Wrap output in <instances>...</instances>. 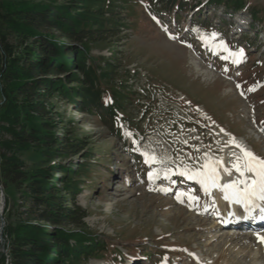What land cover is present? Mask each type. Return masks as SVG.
<instances>
[{
    "label": "rangeland",
    "instance_id": "rangeland-1",
    "mask_svg": "<svg viewBox=\"0 0 264 264\" xmlns=\"http://www.w3.org/2000/svg\"><path fill=\"white\" fill-rule=\"evenodd\" d=\"M129 1L136 6L124 13L134 28L92 45L89 53L92 61H114L119 80L136 95L127 108L129 127L119 116L117 138L68 103L55 107L73 136L87 135L86 145L102 166L92 168L88 181L78 182L86 185L75 196L87 211L88 230L109 245L106 254L86 264H112L118 257L123 264H264V244L257 240L264 230L236 225L225 217L231 203L222 192L206 194L177 172L184 165L200 168L207 157L231 169L233 153L243 156L233 138L250 151L245 140L264 160V0H241L240 12L198 0V9L179 19L143 11L149 0ZM251 13L259 23L252 22ZM241 49L243 58L235 57L240 63H232L229 52ZM141 153L157 162L145 164ZM23 160L30 163L31 156L24 153ZM71 164L82 165L80 156L64 163ZM168 168L176 174L165 179ZM149 172L157 175L149 180ZM232 172L231 177L224 173L225 183L238 178ZM8 194L7 217L14 223L15 196L10 188ZM2 218L5 224L3 212ZM0 253L6 264L4 238Z\"/></svg>",
    "mask_w": 264,
    "mask_h": 264
},
{
    "label": "trees",
    "instance_id": "trees-1",
    "mask_svg": "<svg viewBox=\"0 0 264 264\" xmlns=\"http://www.w3.org/2000/svg\"><path fill=\"white\" fill-rule=\"evenodd\" d=\"M197 2L149 0L142 10L179 19L198 9ZM206 3L225 12L244 8L241 0ZM135 6L129 0H0V188L6 264H86L108 252L107 240L88 230L87 211L75 199L79 187L86 185L78 182L88 181L92 168L101 165L86 145L87 135L73 136L55 107L68 103L121 138L116 121L121 116L129 127L127 108L136 95L119 80L114 61H92L89 53L92 45L134 28L124 12ZM250 17L257 21L253 13ZM24 153L31 156L30 163L23 160ZM77 156L82 165H64ZM9 188L15 196L14 223L7 217ZM5 261L0 253V264ZM111 263L123 264V259Z\"/></svg>",
    "mask_w": 264,
    "mask_h": 264
},
{
    "label": "snow or ice",
    "instance_id": "snow-or-ice-1",
    "mask_svg": "<svg viewBox=\"0 0 264 264\" xmlns=\"http://www.w3.org/2000/svg\"><path fill=\"white\" fill-rule=\"evenodd\" d=\"M215 35V33L212 34L213 39ZM201 40L205 44L208 43V38L202 36ZM225 50L227 49L225 48ZM229 55L234 57L232 60L234 64L240 63V59L244 56L242 49L238 53L229 52ZM237 87L239 88L240 85H237ZM128 135L131 134L129 133ZM232 143L240 149L243 156H236L233 153L235 159L232 162L231 169L226 167L222 160H205L200 168H191L188 165H184L182 168L177 169V172L187 180L198 183L206 194H210L213 189H218L222 192L224 200L238 205L242 209L244 215L238 219L256 218L255 214L258 213L259 219L264 220V160L258 159L252 152L237 144L234 138ZM141 155L145 157V164L152 165L157 162L155 156H149L147 153H141ZM220 169H223L224 173L229 177L232 176V169H234L239 176L237 179L221 184ZM169 174L174 175L176 173H173L171 168L166 169L165 179L170 178ZM148 175L149 180H152L157 174L149 172ZM162 191L166 190L162 189ZM189 199L195 201L196 197L190 196ZM257 240L259 243L264 244V236L258 235Z\"/></svg>",
    "mask_w": 264,
    "mask_h": 264
},
{
    "label": "bare ground",
    "instance_id": "bare-ground-1",
    "mask_svg": "<svg viewBox=\"0 0 264 264\" xmlns=\"http://www.w3.org/2000/svg\"><path fill=\"white\" fill-rule=\"evenodd\" d=\"M227 133H230L229 135H232L231 132H227ZM236 140H238V139H236ZM242 142H244L250 148V151L256 156L257 153L254 151V149L245 140H243ZM213 152H215V151L214 150H212V152H211V150H210V152L208 151V153L210 155ZM206 160L216 161V160H214L212 158H209V157H207ZM223 175H224V172L222 171V169H220V176H221L220 183L221 184L225 183V180L222 179ZM233 213H235V215H233ZM227 215L230 216V218L232 217L233 219L236 220V223H235L236 225H244V223H245V224H250L251 226H253L254 230H256L257 232L262 230V229L264 230V220H260L259 219L258 213L255 214L256 218H250V219H247V220L238 219L239 217H242L244 215L243 212H242V209L238 205H234V204L232 205L231 204V205L228 206ZM225 226L226 227H231V224L227 223V224H225ZM244 232H246V231H244Z\"/></svg>",
    "mask_w": 264,
    "mask_h": 264
},
{
    "label": "water",
    "instance_id": "water-1",
    "mask_svg": "<svg viewBox=\"0 0 264 264\" xmlns=\"http://www.w3.org/2000/svg\"><path fill=\"white\" fill-rule=\"evenodd\" d=\"M4 203H5L4 194H3V191L0 188V244L3 243L2 230H3L4 225H5L4 221H3V218H2V212H3V209H4Z\"/></svg>",
    "mask_w": 264,
    "mask_h": 264
}]
</instances>
